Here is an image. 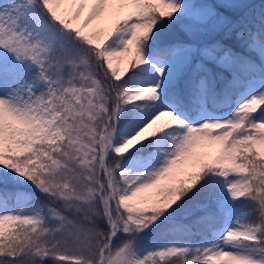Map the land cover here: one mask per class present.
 Here are the masks:
<instances>
[{"label": "snow or ice", "instance_id": "1", "mask_svg": "<svg viewBox=\"0 0 264 264\" xmlns=\"http://www.w3.org/2000/svg\"><path fill=\"white\" fill-rule=\"evenodd\" d=\"M0 264H264V0H0Z\"/></svg>", "mask_w": 264, "mask_h": 264}]
</instances>
